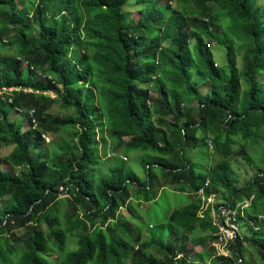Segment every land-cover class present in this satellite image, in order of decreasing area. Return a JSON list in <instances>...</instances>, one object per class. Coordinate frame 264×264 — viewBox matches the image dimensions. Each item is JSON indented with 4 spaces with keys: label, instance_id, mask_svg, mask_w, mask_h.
<instances>
[{
    "label": "trees",
    "instance_id": "obj_1",
    "mask_svg": "<svg viewBox=\"0 0 264 264\" xmlns=\"http://www.w3.org/2000/svg\"><path fill=\"white\" fill-rule=\"evenodd\" d=\"M160 1L34 0L26 7L25 0H0V46L18 49L0 57V89H20L12 91V103L0 101V140L14 144L8 157H0V264L13 263L10 254L19 242L13 230L28 225L30 241L17 264H204L214 249L212 256L190 259L188 243L196 248L215 241L211 208L200 219L202 202L193 198L207 181L206 197L225 202L215 199L216 207L254 197L232 257L213 258V264H249L246 243L264 264V159L244 187L231 162L242 155L252 163L247 144L260 138L264 155V15L258 14L264 0ZM131 5L139 6L135 17L126 10ZM210 40L227 51L226 77L211 57ZM50 92L68 113L51 112ZM12 112L22 118L13 120ZM199 132L223 157L201 174L186 154L200 146ZM43 134L60 136L53 151ZM108 141L153 155L157 164L145 165L146 183L127 174L121 158L106 175L92 177L103 161L99 144L105 156ZM154 168L194 201L173 212L166 225H151L144 237L141 230L130 232L121 211L136 223L131 204L157 199ZM60 194L74 204L65 229L52 210ZM82 228L87 233L66 251V234Z\"/></svg>",
    "mask_w": 264,
    "mask_h": 264
},
{
    "label": "rangeland",
    "instance_id": "obj_2",
    "mask_svg": "<svg viewBox=\"0 0 264 264\" xmlns=\"http://www.w3.org/2000/svg\"><path fill=\"white\" fill-rule=\"evenodd\" d=\"M34 0H25V6L28 7ZM165 2H168L167 0H161L159 3L164 4ZM18 4L21 6V2L18 1ZM173 5H175V1H173ZM178 4L176 7L177 8ZM126 10L131 11L132 17H135L138 14L139 6L131 5L126 8ZM258 14L264 15V7L258 11ZM170 43L167 41L165 46H168ZM209 44V51L211 54V57L218 68L221 69L222 73H224L225 77L229 75V70L227 67L228 63V56L227 51H225V48L221 45H217V43L213 40L208 41ZM18 54L17 46L14 44H4V46H0V57L2 56H15ZM238 62L239 66L241 67L242 62L241 58L238 54ZM197 75L193 77V80H196ZM202 84V85H201ZM199 87L202 89H205L207 87L208 83L201 78L200 82L198 83ZM201 85V86H200ZM50 97L52 99H55L54 103L52 104L51 112L55 115H60L63 113H68L69 111L66 109H63L61 107V100L59 98H56V93L50 92ZM187 104L191 105L192 107H197V102H195L193 99H188ZM11 118L13 120H19L21 117L20 114L16 112L11 113ZM24 130L28 129L29 123L26 119L22 121ZM264 135V131H263ZM200 138V146L195 151H188L186 154H189V159L192 162V165L194 166L195 170L198 173H203L205 171L211 170L215 165H217L221 160H223V157L220 155L215 154L213 150V144L210 141V137H208L209 143L211 142V146L208 144V141L204 140V134L199 132L198 134ZM60 136L54 135L50 137L51 144L48 145L49 152L53 151V142H56ZM253 141V140H252ZM263 142V138L256 139L253 142H250L247 144V153L252 159V163L246 162V160L243 158L242 155H238L231 159L232 166L234 170L236 171V175L238 178V186L244 187L248 181H250L253 176L259 172V170L263 166V152L261 150V145ZM14 148V144L9 141H2L0 140V157H8V155L12 152ZM236 149H239V146H236ZM103 145L99 144V153L103 159L100 164H98L92 173V177L96 180L98 176L106 175L108 172V168L111 167L114 162H116L119 158L122 159V157L126 158L125 163H120L124 169V171L131 175L139 184H144L147 182V171L145 169V165L154 166V163L157 161L155 158H153V155L151 153H140L137 151H133V149H123L118 148L117 146H114L109 141L106 145V155L103 156ZM160 159V158H158ZM123 160V159H122ZM7 165L6 168H8V162L4 161ZM3 168V166H2ZM5 168V169H6ZM21 171H24V169H18L17 173L20 174ZM155 175L159 178V181L157 182L156 190L160 192L157 196V199L151 203H143L141 206H138L137 204L132 203L131 205L137 208V212L139 215V221H136L134 223L131 221V215L128 214L126 211L121 212V217L126 219L124 222V225L129 228L131 233H137L140 232V230L143 232L144 237H146L147 232L149 229H152L153 227L151 225L155 226H164L167 224L169 216L178 210L184 209L185 207L191 205L193 203V198H196L195 196L192 198L191 195L187 193H181L179 190L173 188L171 185L172 183L167 179V181L164 180L163 173L158 169L154 168L152 170ZM168 184V185H167ZM162 187H165L164 190ZM163 190V191H162ZM64 193V192H63ZM59 197L61 200L56 204L54 207V216L58 219V222L62 224V229L66 228L67 225L65 224V215L71 214L73 212V200L69 199V197L66 196V194H60ZM196 200V199H195ZM198 200V199H197ZM217 202H222L223 199H221L220 196L216 197ZM5 204V201H0V207H3ZM77 215L80 217V213H82V208L79 206L76 208ZM13 223V222H11ZM17 221H14V225H16ZM73 220V224H74ZM243 222H241L242 225V234L245 233L246 227H243ZM75 225V224H74ZM31 225L17 228L13 230V233L15 236L19 239V242L16 244V254H10V258L12 259V264H17L19 260V254L23 251L27 250V245L29 244L30 237H31V231H30ZM45 229V226H43ZM88 229H73L71 233L66 234L65 241H64V247L66 251H72L76 248V239L78 235L86 234ZM185 240H190L189 237H184ZM169 240V238H168ZM167 240V241H168ZM247 248L249 249L246 252V258L245 260L249 264H262L260 261V255L257 251H254L250 243H246ZM138 250V248L136 249ZM188 250L191 252L190 259H192L196 255H210L212 256L210 252V244H205L199 247H193L190 243H188ZM9 253L10 250H7ZM57 255L53 254L51 255V259L56 258ZM214 258V255H213ZM213 258L207 259L204 264H213L212 260ZM57 262V260H56ZM58 264V263H57Z\"/></svg>",
    "mask_w": 264,
    "mask_h": 264
},
{
    "label": "built area",
    "instance_id": "obj_3",
    "mask_svg": "<svg viewBox=\"0 0 264 264\" xmlns=\"http://www.w3.org/2000/svg\"><path fill=\"white\" fill-rule=\"evenodd\" d=\"M167 1L173 4L174 0H167ZM23 66L28 67L29 66L28 62L23 60ZM48 78L51 79V77ZM13 90H20V89H16V88L0 89V101L2 100L8 103H12L13 99L11 97L12 96L11 93ZM25 91L32 92V90H25ZM29 115L32 119L34 126H36L37 121L35 118V111L30 110ZM42 137L46 140L47 143H49L50 141L49 136L43 134ZM209 145L211 146V142L209 143ZM122 159L126 161L125 157H122ZM208 186H209V181H207L204 184V187H202L196 194V198L198 200H201L202 202L199 212V218L203 220L205 217V213L207 212V210L211 208L212 223L213 226L217 229V233L215 234V241L210 244V247L214 249V258H221V257L231 258L232 245H234L238 239L243 238L241 222L243 219H246V209L251 206L254 197L252 196L249 199H246L245 201L236 204L235 206L219 205L218 207H216L215 195L206 197V188ZM60 190L63 191L62 187L60 188ZM260 219L264 220V216H261Z\"/></svg>",
    "mask_w": 264,
    "mask_h": 264
},
{
    "label": "crops",
    "instance_id": "obj_4",
    "mask_svg": "<svg viewBox=\"0 0 264 264\" xmlns=\"http://www.w3.org/2000/svg\"><path fill=\"white\" fill-rule=\"evenodd\" d=\"M215 199H216V197H215Z\"/></svg>",
    "mask_w": 264,
    "mask_h": 264
}]
</instances>
